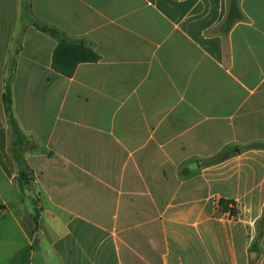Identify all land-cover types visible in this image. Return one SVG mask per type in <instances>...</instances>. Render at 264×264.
Returning a JSON list of instances; mask_svg holds the SVG:
<instances>
[{
	"label": "crops",
	"instance_id": "crops-1",
	"mask_svg": "<svg viewBox=\"0 0 264 264\" xmlns=\"http://www.w3.org/2000/svg\"><path fill=\"white\" fill-rule=\"evenodd\" d=\"M230 6L0 0V264H264V149L247 148L264 143V0H235L228 28ZM36 22L100 59L54 70Z\"/></svg>",
	"mask_w": 264,
	"mask_h": 264
},
{
	"label": "trees",
	"instance_id": "trees-1",
	"mask_svg": "<svg viewBox=\"0 0 264 264\" xmlns=\"http://www.w3.org/2000/svg\"><path fill=\"white\" fill-rule=\"evenodd\" d=\"M235 0H231L230 12L227 19V26L230 28L235 20L239 17V13L235 9ZM35 25L43 32L51 35L58 40V43L53 52L52 67L54 70L64 74L67 77H71L77 66L83 62H97L100 59V55L94 50V48L87 44L84 40L79 38H72L66 35L61 30L47 25L45 23L36 22ZM7 76L5 78L4 92L2 95V101L4 104L5 115L7 117L8 125L11 129V134L15 137V147L13 148V154L18 166V184L22 188V183L27 181L28 172L24 167L23 149L19 146H27L28 138L22 132L13 113V94L11 89V80L13 69H7ZM249 149H264V143H253L247 146ZM217 160V159H214ZM220 204L222 208L228 209L230 201L221 200ZM231 213H235V209L229 208ZM264 231V216L259 225L258 238L260 239Z\"/></svg>",
	"mask_w": 264,
	"mask_h": 264
},
{
	"label": "water",
	"instance_id": "water-1",
	"mask_svg": "<svg viewBox=\"0 0 264 264\" xmlns=\"http://www.w3.org/2000/svg\"><path fill=\"white\" fill-rule=\"evenodd\" d=\"M26 219H29V216H26Z\"/></svg>",
	"mask_w": 264,
	"mask_h": 264
}]
</instances>
